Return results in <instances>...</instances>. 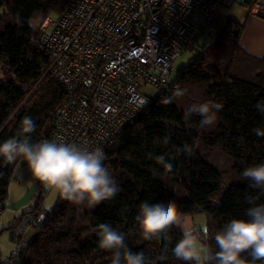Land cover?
Wrapping results in <instances>:
<instances>
[{
	"label": "trees",
	"instance_id": "1",
	"mask_svg": "<svg viewBox=\"0 0 264 264\" xmlns=\"http://www.w3.org/2000/svg\"><path fill=\"white\" fill-rule=\"evenodd\" d=\"M64 6L63 0H0V143L18 134L25 117L35 123L28 134L31 143L53 140L59 108L72 92L48 73L52 58L36 40L45 20L60 16ZM242 32L234 20L216 18L212 30L190 49L194 58L176 70L171 84L178 88L150 98L142 116L107 153L104 166L119 192L94 207L59 195L46 220L34 226L35 238L27 243L19 264H111L112 253L98 244L102 223L122 232L128 249L143 250L151 264H194L174 256L172 248L182 238L175 226L167 241L163 236L143 239L139 206L169 200L185 215H206V246L213 255L218 251L215 235L232 219H248L249 198L258 196L255 203H264V194L242 175L247 167L264 163V137L253 131L264 128V113L256 108L264 102V55L244 50ZM177 90L184 94L176 96ZM207 101L223 107L214 124L202 126V117L189 109ZM185 145L190 152L183 151ZM159 155H165L172 171L156 161ZM21 163L29 168L22 157L11 163L0 157L2 210ZM44 192L38 181L36 207L10 227L12 238L22 218L37 212Z\"/></svg>",
	"mask_w": 264,
	"mask_h": 264
},
{
	"label": "built area",
	"instance_id": "2",
	"mask_svg": "<svg viewBox=\"0 0 264 264\" xmlns=\"http://www.w3.org/2000/svg\"><path fill=\"white\" fill-rule=\"evenodd\" d=\"M60 16L40 27L37 46L48 70L72 92L59 108L52 141L101 148L105 159L123 130L138 120L150 97L172 85L176 60L197 44L220 11L236 0H63ZM264 18V7L253 8ZM105 162V160H104ZM103 162V163H104ZM2 209H0L1 213ZM49 215L45 199L18 225L5 264H19L31 228ZM206 245L208 238L196 233Z\"/></svg>",
	"mask_w": 264,
	"mask_h": 264
},
{
	"label": "clouds",
	"instance_id": "3",
	"mask_svg": "<svg viewBox=\"0 0 264 264\" xmlns=\"http://www.w3.org/2000/svg\"><path fill=\"white\" fill-rule=\"evenodd\" d=\"M183 94L182 90L175 92L176 96ZM222 107L220 103L207 101L193 105L189 111L199 114L202 126H208L215 123L216 114ZM256 108L264 113V102L257 103ZM34 130V120L25 117L18 134L0 143V157L9 163L22 157L36 180L76 205L94 207L119 192L117 182L104 166L105 155L101 148L91 150L76 143L49 140L33 144L28 134ZM253 131L258 137H264V128ZM183 151L190 152L191 149L185 145ZM155 159L169 172L172 171L173 165L165 155ZM242 175L251 181V188L264 194V163L247 167ZM257 199L258 196L249 198L252 206L245 213L248 219H232L215 235L218 251L214 255L211 252L200 254L198 229L174 201L141 203L137 220L144 240L163 236L167 241L168 231L174 226L179 228L182 238L172 248L179 260L194 264H256L257 261L264 264V203H255ZM97 236L99 247L112 253L111 264H151L143 250L132 252L128 249L125 235L110 225H98ZM244 253L251 260H246L242 255Z\"/></svg>",
	"mask_w": 264,
	"mask_h": 264
},
{
	"label": "crops",
	"instance_id": "4",
	"mask_svg": "<svg viewBox=\"0 0 264 264\" xmlns=\"http://www.w3.org/2000/svg\"><path fill=\"white\" fill-rule=\"evenodd\" d=\"M256 5L264 7V0H236L231 7L224 8V10L222 9L217 18L223 21L232 19L241 25L243 27L241 35L242 47L247 53L253 56L261 57L264 55V18L253 12V8ZM25 169L27 168L24 167L22 163L15 168L17 173L15 179L19 184L22 183L20 182V176ZM25 173H27V184L31 189L26 190V193H20L17 199L12 200L10 203L7 204L6 202V206L3 209L1 214L2 216L0 217V225L3 224L1 229H10V227L14 224V221L16 222L19 218H21L25 212H29L26 211L25 208L32 202V197H34V195H38V180H36L32 175L30 168L28 172ZM35 207L36 205L33 208ZM11 214H14V221L12 222L10 221L12 219ZM4 218L5 221H3ZM12 233L14 232H11V234ZM35 235V229L31 228L26 236L27 243H30L35 238ZM10 239L16 246V236L14 238L10 236ZM14 250L15 248L12 249L3 260H6L14 252Z\"/></svg>",
	"mask_w": 264,
	"mask_h": 264
},
{
	"label": "rangeland",
	"instance_id": "5",
	"mask_svg": "<svg viewBox=\"0 0 264 264\" xmlns=\"http://www.w3.org/2000/svg\"><path fill=\"white\" fill-rule=\"evenodd\" d=\"M194 55L195 54L192 51L184 52L175 62V72L181 66L188 65L189 62L194 58ZM175 72H174L173 76L175 75ZM143 91L150 98L155 97V96L160 94L159 90H157V89H155L154 87H151V86L150 87H145L143 89ZM28 170H29V168L25 169L23 171V173L21 174V176H20V182H22L21 184H19L16 181L15 178H16V174L17 173H16V170H14V173H13V176H12V180H11V183H10V186H9V189H8V196H7V201H6L7 204L10 203L12 200L17 199V197H18V195L20 193H23L26 190H30L31 189L28 186V184H27V182H28L27 173H25V172H28ZM41 185L45 188L44 197H43V198H45V206H46L47 210H51V209L54 208L55 204L57 203V199H58L59 194L54 189H51L50 187L44 185L43 183H41ZM36 197L37 196H35V195H34V197H32V202L29 203L27 205V207L25 208L26 211L32 210V208L35 206ZM2 212H3V210L0 213V217L2 216L1 215ZM13 215L11 214V218H12L10 220L11 222L14 221ZM186 216L190 219L192 225L194 227H196L198 229V231L202 232L204 234V236H206V229H207V217H206V215L204 213H195L193 215H186ZM3 221H5V218L3 219ZM14 223H15V221H14ZM2 227H3V224L0 225V264H5L6 260H3L4 257L12 249H14L16 246H15L14 242L10 239L12 230L11 229H1ZM207 248L208 247L206 246V244L204 242L200 241L199 246H198V251L200 252V254H202V255L203 254H207L208 253V249Z\"/></svg>",
	"mask_w": 264,
	"mask_h": 264
}]
</instances>
